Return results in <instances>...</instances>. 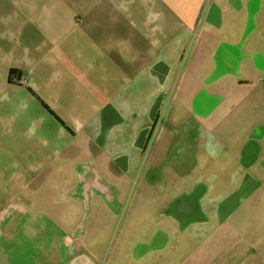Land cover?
Listing matches in <instances>:
<instances>
[{
	"label": "crops",
	"instance_id": "1",
	"mask_svg": "<svg viewBox=\"0 0 264 264\" xmlns=\"http://www.w3.org/2000/svg\"><path fill=\"white\" fill-rule=\"evenodd\" d=\"M0 264H264V0H0Z\"/></svg>",
	"mask_w": 264,
	"mask_h": 264
},
{
	"label": "trees",
	"instance_id": "2",
	"mask_svg": "<svg viewBox=\"0 0 264 264\" xmlns=\"http://www.w3.org/2000/svg\"><path fill=\"white\" fill-rule=\"evenodd\" d=\"M19 76L20 75V72H18L17 70H11L10 72V77L12 76ZM44 107L63 125V127L69 131L70 133H73L70 128L54 113L52 112L49 107L47 105L44 104Z\"/></svg>",
	"mask_w": 264,
	"mask_h": 264
}]
</instances>
